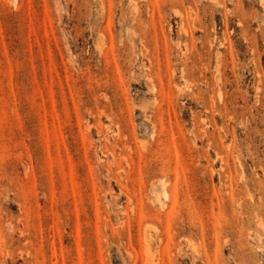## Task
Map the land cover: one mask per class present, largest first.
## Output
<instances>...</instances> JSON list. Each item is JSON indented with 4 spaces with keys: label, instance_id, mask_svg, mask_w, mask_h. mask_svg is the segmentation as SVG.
Returning a JSON list of instances; mask_svg holds the SVG:
<instances>
[{
    "label": "rangeland",
    "instance_id": "obj_1",
    "mask_svg": "<svg viewBox=\"0 0 264 264\" xmlns=\"http://www.w3.org/2000/svg\"><path fill=\"white\" fill-rule=\"evenodd\" d=\"M0 264H264V0H0Z\"/></svg>",
    "mask_w": 264,
    "mask_h": 264
}]
</instances>
